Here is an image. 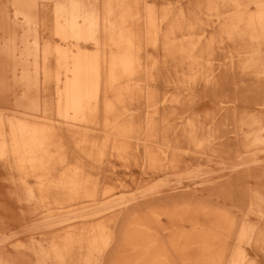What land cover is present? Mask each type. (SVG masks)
Returning a JSON list of instances; mask_svg holds the SVG:
<instances>
[{
    "label": "rangeland",
    "instance_id": "374dc122",
    "mask_svg": "<svg viewBox=\"0 0 264 264\" xmlns=\"http://www.w3.org/2000/svg\"><path fill=\"white\" fill-rule=\"evenodd\" d=\"M42 2L45 0L38 2L37 23L28 25L16 10L17 5L0 0L5 19L19 27L16 35L8 37L37 40L40 48L37 62L33 57L27 59L33 69L36 64L38 71V91L34 92L38 110L32 111L34 117H31L27 109L21 108L23 88L10 83L11 93L0 95L3 119L26 116L32 120L57 121L54 111H49L55 104L54 84L43 83L47 74L44 71H53L55 61L51 57L44 62L42 49L59 45L67 51L75 46L57 41L58 35L44 18L53 7ZM89 4L82 9L90 17L96 15L98 24L103 25L104 18L112 13L113 23L133 35L139 43L140 58L135 72L119 80L116 95L100 98L102 106L105 102L112 103V114L96 123L95 120H69L67 126L89 138L107 140L100 163L105 173L100 183L108 182L105 184L115 187L101 198L103 205L110 201L115 208L132 206L163 195V203L158 198L145 206L141 211L144 215L137 220L124 222L126 226L116 232V242L105 250V257L91 264H227V256L235 243V228L227 233L225 228L216 227L209 235L204 233L211 231L205 230L221 223V218L225 221L229 213L236 215L237 224L242 220L251 223L255 234L264 228V213L245 214L251 201H264V151H258L264 148V111L259 112L258 123L247 120L258 109L254 101L264 99V74H255L253 69L244 67L252 46L247 38L220 30L222 22L216 16H227L232 6L220 2L213 4L215 9L210 7L214 9L211 12L207 10L206 0H92ZM254 8L252 4L247 6L250 11ZM79 13L80 10L77 16ZM0 37L7 38L2 34ZM167 40H199L202 52L171 51L165 47ZM258 48L257 56L264 58V43ZM105 50L99 52L100 57L105 55ZM0 73L13 80L12 68ZM14 73L19 76V67ZM219 99H226L227 103L222 104ZM222 105L226 108L221 110ZM188 118L194 119L191 121L200 129L195 135L203 142L200 149L181 132ZM113 144L124 145L126 151L119 155L112 149ZM163 151L177 160L164 170L163 166L159 169ZM240 161H245V166L250 168L239 165L232 173L231 166ZM141 163L146 173H142ZM3 188L0 192L2 214L11 208L2 194H8L7 189L4 185ZM56 206L60 205H43L44 211L39 215L19 210L17 218L20 216L22 227L11 231L5 242L24 245L31 238L41 236L44 230L45 235L52 233L54 229L48 228L51 221L42 223L44 216H51ZM107 215L105 211L92 220ZM3 219L5 224L9 221ZM136 221L144 224L134 228L132 223ZM242 246L248 261L264 264V244L253 241ZM159 252L161 260L153 261ZM68 263L67 259L51 261V264Z\"/></svg>",
    "mask_w": 264,
    "mask_h": 264
},
{
    "label": "bare ground",
    "instance_id": "6f19581e",
    "mask_svg": "<svg viewBox=\"0 0 264 264\" xmlns=\"http://www.w3.org/2000/svg\"><path fill=\"white\" fill-rule=\"evenodd\" d=\"M10 1L17 5L16 10L22 14L28 25L37 23V7L40 0ZM90 1L92 0H45L41 3L53 7L49 11L50 14H45L44 18L58 35L57 41L75 46L67 51L60 49L59 45L42 49L44 62L51 60V57L55 61L53 71H44L47 74L43 83L46 86L51 82L54 84L55 104L49 111H54L57 121L32 120L26 116L4 119L0 117V180L7 189L8 194L2 193L6 196V204L11 207L5 215L0 212V264H51V261L59 262L63 259H67L70 264H91L93 261L102 260L105 250L108 247L110 249L116 242V232L126 226L124 222L133 218L137 220L144 215L141 211L145 206L153 204L158 198L163 203V195H160L132 206L122 205L115 208L116 205L110 201L103 205L101 198L108 196L115 187L114 184H105L108 182L100 183L102 174L105 173L100 163L105 154L107 140L89 138L67 126L69 120H95L96 123L101 117L107 118L108 114H112V103L105 102L102 106L100 98L116 95L119 80L135 72L140 58L138 41L123 27L113 23L112 13H109L110 15L104 18L105 23L100 25L96 15L90 17L84 12L82 8L90 5ZM206 2L209 5L207 10L211 12L215 9L214 5L220 2L232 6L227 16H216L222 22L219 25L220 30L222 33H238L247 38L252 46L249 48L244 67L253 69L255 74H264V58L257 56L260 52L259 45L264 43V0ZM250 4L255 7L252 11L247 9ZM2 9L0 34L7 38L0 37V71L12 68L14 76L11 81L6 74L0 73V95L11 93L10 83L21 86L24 97L19 106L31 114L32 111L38 110V104L34 103L38 101L37 95L34 96V92L38 91V71L36 64L33 69L27 59L33 57L34 62L39 60V43L30 38L15 40L14 37H8L12 36L11 34L16 35L19 27L5 19ZM79 10L81 18L77 16ZM155 40L153 39L154 43ZM164 44L167 49L180 53L202 52L199 40H167ZM88 47L93 50H87ZM103 48H106L105 55L100 57L99 52ZM25 60L26 63H22ZM17 66L20 69L18 77L14 73ZM214 83L219 87L218 80ZM219 102L227 103L226 99H219ZM253 104L257 105L258 109L247 120L258 123L260 120L257 117L261 114L259 112L264 111V99L255 100ZM224 108L226 107L222 105L219 109ZM171 114L170 112L168 115ZM30 116L34 117L32 114ZM48 116L51 117V114ZM191 120L194 119H187V124L181 132L187 135L196 149H200L203 142L195 137L200 129ZM112 149L119 155L126 151L124 145L113 144ZM260 150L264 151V148H258V151ZM176 161L173 156L163 151V164L159 163V169H162V166L164 170L175 165ZM239 165L244 166L243 169L250 168L249 165L245 166V161H240L231 166L232 173L234 168H240L237 167ZM140 167L142 173H146L142 163ZM242 171L247 170L239 172ZM140 178L143 179L142 176ZM3 185L0 186V192L4 190ZM86 201L94 203L86 205ZM99 202L100 205L96 206ZM48 204L60 205L54 208V213L51 212L49 219V216H44L42 224L51 221L48 228L54 229L52 233L45 235L44 230L41 236H35L34 240L31 238V241L24 245L11 244L14 245L13 248L9 241L5 242L11 231H19V227H22L20 216L17 218L19 210L39 215L44 211L42 206ZM64 207L66 209H63ZM105 211L109 215L92 220ZM254 211L259 215L264 213V201H251L245 214ZM88 217L91 220L88 221ZM3 218H8L9 221L5 224ZM224 219L225 221L221 218V223L210 226L205 231L211 232L204 235L214 232L216 227H223L230 233L229 229L234 227L236 238L227 256V264H252V261H248L242 245L253 241L264 244V228H260L255 234L251 223L242 220L237 224L234 214L229 213ZM140 224L144 223H132L134 228L141 227ZM254 235H257V238L253 239ZM160 254L157 253L153 261L161 260ZM106 255L108 257V252Z\"/></svg>",
    "mask_w": 264,
    "mask_h": 264
}]
</instances>
